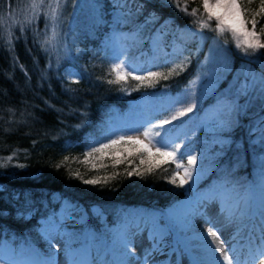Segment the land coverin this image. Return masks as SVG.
Masks as SVG:
<instances>
[{
    "label": "trees",
    "instance_id": "trees-1",
    "mask_svg": "<svg viewBox=\"0 0 264 264\" xmlns=\"http://www.w3.org/2000/svg\"><path fill=\"white\" fill-rule=\"evenodd\" d=\"M241 3L249 9L246 18L250 20L260 0ZM30 4L31 0H0V246L25 248L47 257V233L59 226L58 210L66 203L86 213L83 224L70 229L77 231L75 248L85 249L93 241L105 248L115 231L127 223L129 214L168 215L187 194L184 187H177L178 176L176 184L169 182L176 170L173 160L149 158L135 151L138 146L120 144L103 155L88 157L87 136L97 132V125L103 124L101 118L112 116L129 123L125 121L128 116L141 111L155 114L157 106L172 105L181 95L188 106L195 107L167 135L175 137L185 125L190 127L191 141H205L210 136L199 132V114L224 106L221 95L236 75H264V62L235 50L225 33L210 30L215 21H208L210 28L201 29L199 20L207 19L205 14L201 17L203 8L197 1L183 5L164 0H62L54 38L47 7L33 17ZM194 8L198 9L196 16L190 14ZM118 9L140 13L134 26L122 30L126 43L131 42L128 36L139 23L155 19L152 32L166 31L168 41L174 39L189 50L184 68L169 75L168 66H161L160 76L142 81L129 76L107 83L115 79L110 74L112 65L93 57L92 51L109 38L111 16ZM256 19L260 33L264 14ZM247 26L252 27L250 22ZM148 42L142 49H148ZM211 53L225 58L226 67L219 62L209 75L214 68L205 62L210 61ZM67 68L78 73L77 83L65 78ZM189 89L192 96L186 93ZM251 96L246 93L240 101V128L225 134L229 144H239L245 151L256 121L264 119V109L256 119L244 117L245 109L260 102L256 93ZM228 154L226 150L218 155L210 176L196 187V195L222 182L242 192L256 188L264 176V162L255 169L253 158L246 154L244 167ZM235 165L240 171L233 170Z\"/></svg>",
    "mask_w": 264,
    "mask_h": 264
},
{
    "label": "rangeland",
    "instance_id": "rangeland-1",
    "mask_svg": "<svg viewBox=\"0 0 264 264\" xmlns=\"http://www.w3.org/2000/svg\"><path fill=\"white\" fill-rule=\"evenodd\" d=\"M164 1L183 5L185 2L197 1L202 6V0ZM139 16L140 13L136 10H115L111 16L109 28L111 34L108 35L109 38H104L97 50L92 51L93 57L103 59L110 65L122 60L133 69V75L139 76L158 72L161 66H168L170 70L177 65H182L184 68L185 63L188 62L189 50L174 39L168 41L166 31L152 32L156 23L155 19H146L139 23L128 36L127 40L131 42L126 43V35H123L122 30L134 26ZM205 19H207L206 13ZM225 34L234 49L242 51V48L236 46V40L232 35L227 32ZM259 39L264 43V33L259 36ZM147 42L148 49H142ZM248 52L252 53V50L249 49ZM262 53L264 49H259L253 55L255 59L259 58L264 62ZM216 54L211 53L210 61L205 62L210 69L214 68L209 70V75L218 69L219 62L226 67V63H223L225 58L222 59L220 54L219 56ZM182 67L176 69L181 70ZM63 74L67 80L78 79V73L73 69L67 68ZM259 79L260 77H253L247 73L236 75L225 88V93L221 95L224 106L215 110L206 109L199 114L200 119H197L199 132L210 136L205 141L199 138L191 141L188 137L190 127L185 125L178 128L175 137L167 135L173 125L188 113L184 116L178 115L180 111L188 107L184 101L186 97L181 95L176 98L178 103H175V100L172 105H165V108L163 105H161L163 107L157 106V109H154L155 114L148 115L141 111L137 112L135 117L128 116L125 121L128 120L129 123L122 122L118 118L116 120L112 116H104L100 121L103 124L96 127L97 132L87 136L90 142L87 148L92 151L93 147H100L101 144L122 135L139 136L143 139L144 129L177 116V119L172 120L170 124L164 125L163 129H153L154 133H161L160 136L155 137V140L163 139L168 144L180 145V152L184 154L181 163L183 167L192 169L191 178L183 186L187 192L186 200L172 207L168 215L140 216L131 213L127 217V223L115 231L105 248L101 243L92 240L93 242L85 244L86 247L83 249L75 248L77 231L70 229L83 224L86 213L79 207L64 203L58 210L59 226H54L53 230H56L47 233L50 248L47 257L32 254L25 248H9L7 245H2L0 259L6 264H215L216 258L219 257L223 264L224 254H227L230 259L232 257L230 248H235L238 256L246 255L249 248L255 247L264 235L262 231L264 229V176L258 180L256 188L252 191L242 192L241 188L227 187L225 182L215 184L217 189L212 188V191H207L201 196L195 195V189L210 176L216 166L218 155L226 150H229V159L238 161L244 167L248 163L246 154L253 158L252 166H255V169L259 167L258 164L264 162V119L256 121L257 125L254 123V129L251 131L253 136L246 151L239 144H229L225 136L240 126L239 104L246 93L252 94V98L255 93L260 96V102L258 101L257 105L245 109L243 115L246 119L249 117L256 119L264 109V90L259 86ZM191 90L186 92L189 96L193 95ZM181 103L184 104L179 106L178 104ZM250 112L253 115H248ZM189 155L196 157L195 165H188ZM238 169L236 165L233 167L235 172ZM183 175V168H181L178 178H182ZM225 188L231 190L227 197V205L235 208V215L231 221L225 219L222 212L224 205L218 198ZM92 213L97 215V210L93 209ZM252 218L255 220L256 232L246 229L247 222ZM209 229H212L215 235L210 234ZM220 232L223 234L220 235ZM247 235L249 246L243 248L242 243L248 242ZM160 236L164 237L162 241L158 239ZM217 236L219 239H216ZM126 242L129 243L134 255L126 254L124 248ZM216 249L219 250L214 251ZM109 255L115 258L116 263Z\"/></svg>",
    "mask_w": 264,
    "mask_h": 264
},
{
    "label": "snow or ice",
    "instance_id": "snow-or-ice-1",
    "mask_svg": "<svg viewBox=\"0 0 264 264\" xmlns=\"http://www.w3.org/2000/svg\"><path fill=\"white\" fill-rule=\"evenodd\" d=\"M61 3L62 0H31L30 11L33 17L39 13L42 7H47L48 11L46 15L53 21V38L56 35V25L59 19V13L61 12ZM252 0H248V4H251ZM203 13L201 17L206 13L207 20L200 19L199 24L200 28H210L208 21L215 20L216 26L214 29L218 35H223L224 33H230L232 37L236 40V46L242 48V51L245 54H254L259 49H264V43L259 39L260 33H264V26L261 27L260 33L256 31V25L258 23L256 17L264 14V0H260L258 9L252 13L251 19L246 18V13L249 12V9L242 5L241 0H202ZM184 10H187V5L184 6ZM198 9L194 8L190 13L193 16L197 15ZM251 23V29L247 27L248 23ZM251 49L252 53H249L248 50ZM264 55V53H262ZM182 65H177L176 68H181ZM176 68H173L169 71V75L172 72L176 71ZM115 74V79H109L107 83L114 84L118 83L121 80H126L129 76L133 80L142 81L154 76H160L162 73L159 72H150L148 77H143L139 75H133V69L125 64L124 61H119L114 63L111 67L110 74ZM167 78L166 76L164 77ZM78 81H73L77 83ZM259 86L264 90V75L259 79ZM194 104L188 106L186 109L178 113L179 116H184L187 112H192ZM177 119V116H172L171 119H165L160 121L159 124H153L151 127H148L142 131L143 139L139 136H119L116 139H111L108 143H103L100 147H93L92 151L87 153V156L90 157L93 153L105 154V150L113 148L116 145L128 144L138 146L135 148L136 152L146 153L149 158L153 156H159L163 158L171 159L176 164V170L173 173L170 183L176 184V178L179 175V171L183 168V177L180 178V182L177 187H183L185 183L191 178V168L183 167L181 161L184 159V154L180 152V145L178 144H168L163 139L155 140V137L161 135L160 132H153L154 128H164V125L170 124L172 120ZM166 134V133H165ZM155 141V142H153ZM141 164L144 163V160L141 159ZM119 163V161H117ZM188 165H195L196 157L189 155L187 160ZM131 175V172H129ZM85 183H95L92 180H85ZM230 189L225 188L222 193L219 194L218 198L221 200V203L224 205L222 212L224 213L225 219L231 221L235 215V208L227 205V197L230 193ZM218 231V229L216 230ZM264 231V229H262ZM210 234L215 235L212 229H209ZM159 240H163L164 237L160 236ZM216 239H219L217 236ZM124 248L126 254L134 255L132 248L129 243H124ZM216 249L214 251H218ZM232 252L231 259L227 254H224L223 264H264V235L261 236L260 242L255 245V247H250L248 253L244 256H238L236 254L235 248H230ZM0 264H6V262L0 259ZM215 264H221L219 257L216 258Z\"/></svg>",
    "mask_w": 264,
    "mask_h": 264
},
{
    "label": "bare ground",
    "instance_id": "bare-ground-1",
    "mask_svg": "<svg viewBox=\"0 0 264 264\" xmlns=\"http://www.w3.org/2000/svg\"><path fill=\"white\" fill-rule=\"evenodd\" d=\"M223 233L220 232V235H222Z\"/></svg>",
    "mask_w": 264,
    "mask_h": 264
}]
</instances>
